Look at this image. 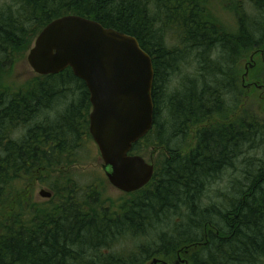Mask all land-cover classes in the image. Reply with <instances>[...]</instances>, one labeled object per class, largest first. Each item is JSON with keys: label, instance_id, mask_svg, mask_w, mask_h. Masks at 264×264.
Returning <instances> with one entry per match:
<instances>
[{"label": "trees", "instance_id": "1", "mask_svg": "<svg viewBox=\"0 0 264 264\" xmlns=\"http://www.w3.org/2000/svg\"><path fill=\"white\" fill-rule=\"evenodd\" d=\"M217 8L233 14L234 31ZM65 15L136 38L152 60L153 129L131 154L163 152L150 183L126 200L105 199L102 180L83 185L70 172L90 138L88 91L70 69L8 84L17 57ZM247 59L255 93L264 88V0L0 5V264H264V119L242 104ZM47 175L51 197L35 203L33 186ZM216 184L226 187L214 201Z\"/></svg>", "mask_w": 264, "mask_h": 264}, {"label": "water", "instance_id": "2", "mask_svg": "<svg viewBox=\"0 0 264 264\" xmlns=\"http://www.w3.org/2000/svg\"><path fill=\"white\" fill-rule=\"evenodd\" d=\"M26 61L37 76L70 69L84 82L91 105L89 134L108 183L125 194L144 188L154 167L130 152L153 127L154 70L136 38L88 18L65 15L38 33ZM39 196L49 199L51 193L41 190Z\"/></svg>", "mask_w": 264, "mask_h": 264}, {"label": "rangeland", "instance_id": "3", "mask_svg": "<svg viewBox=\"0 0 264 264\" xmlns=\"http://www.w3.org/2000/svg\"><path fill=\"white\" fill-rule=\"evenodd\" d=\"M219 0H216L218 3ZM11 0H0V5L2 6H7ZM216 15L218 16L219 20L222 22L223 26H225L226 29L234 31L236 28V21L233 16V14L230 11H223L220 8L216 9ZM34 41V40H33ZM175 43V42H174ZM33 45L32 44L28 47L26 52L22 53L20 56L17 57V60L14 62L13 66L10 69V79L8 80V84L10 87H18L24 83L33 81L36 77H38L30 68L26 61L27 54L29 50L31 49ZM254 63H252V60H243L241 64L239 65V77H237L238 84H240V88L243 90V102L242 104L244 105V108L247 109V112L250 114H253L257 116L259 119H264V91L261 89L262 87H257L256 92H252V88L254 87V81L251 78V73L249 72L250 67L252 66L253 68ZM183 71H185L183 69ZM189 71V70H188ZM253 85V86H252ZM261 99V100H259ZM216 122L220 123L221 121L218 120H210V124ZM198 127L194 126L191 128V133L186 139L187 142V148L183 149V152H186L189 150L193 144L194 140L193 137L195 136V131ZM82 147L80 148L78 159L79 161H82V163H76L73 168H71L73 177L75 180H78L80 184H86V183H91V181H97L99 184L100 182H104L101 192L104 196L105 199L109 200H126L129 195H125L124 193L116 190L112 186L109 185L107 179L104 176L103 170H102V160L100 158L98 149L96 145L91 141L88 140V138H83L82 140ZM163 151L161 150L160 147H153L147 152H144L142 157L147 161L149 164L150 163H155L157 160V157L162 153ZM52 176H55L53 174ZM60 176V175H59ZM51 176L47 175L46 179L43 182V185L40 183H36L33 186V199L35 203H46L49 199L48 198H43L39 196V193L41 190L49 192L50 189L48 188V185L50 184V178ZM102 180V181H101ZM77 182V181H76ZM226 185L224 184H216L213 185L211 188V192L213 191L214 193L209 194V197L213 199L214 201L216 200L213 198L214 196L216 197L217 193L220 191L224 192L225 191ZM217 192V193H216ZM216 193V195H215ZM151 264V262L147 263Z\"/></svg>", "mask_w": 264, "mask_h": 264}, {"label": "flooded vegetation", "instance_id": "4", "mask_svg": "<svg viewBox=\"0 0 264 264\" xmlns=\"http://www.w3.org/2000/svg\"><path fill=\"white\" fill-rule=\"evenodd\" d=\"M255 86V85H254ZM256 87H258V86H256ZM261 89H263V91H264V88H261ZM89 95V94H88ZM91 112V106H90V109H89V111H88V115H87V119H86V121H87V131H88V129H89V113ZM192 128V127H191ZM153 129V128H152ZM198 130H200V129H196V131H195V136H196V134H197V132H198ZM191 131L192 130H190V133H191ZM151 132V131H150ZM89 133V132H88ZM195 136L193 137V140H194V144H195V142H196V138H195ZM89 137H90V135H89ZM88 138V137H87ZM88 140H91L92 142H93V140L91 139V137L90 138H88ZM194 144H193V146H194ZM147 162V161H146ZM148 163V162H147ZM150 164H153V166H154V170H155V163H150ZM147 186V185H146ZM146 186L144 187V188H142V189H145L146 188ZM141 189V190H142ZM140 191V190H139ZM125 195H128V194H125ZM152 264H154V263H152ZM156 264H188L187 263V260L184 258V257H182V256H178L174 261H172V262H170V263H167V262H163V261H161V260H159V262H157Z\"/></svg>", "mask_w": 264, "mask_h": 264}]
</instances>
